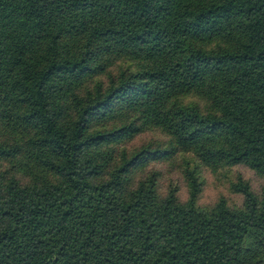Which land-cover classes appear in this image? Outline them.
<instances>
[{"label":"trees","instance_id":"trees-1","mask_svg":"<svg viewBox=\"0 0 264 264\" xmlns=\"http://www.w3.org/2000/svg\"><path fill=\"white\" fill-rule=\"evenodd\" d=\"M0 264H264V0H0Z\"/></svg>","mask_w":264,"mask_h":264},{"label":"rangeland","instance_id":"rangeland-1","mask_svg":"<svg viewBox=\"0 0 264 264\" xmlns=\"http://www.w3.org/2000/svg\"><path fill=\"white\" fill-rule=\"evenodd\" d=\"M155 135H157V132H153V131L145 132L144 134L140 135L137 139H135L132 142V145H136L137 143H141L142 141L145 140L158 138ZM151 167L154 168L158 167L161 168L163 171V177L159 182V186L161 190L164 189L165 185H168L169 183L172 182L174 184H180L181 187L180 180L178 181L179 179L178 173L175 172L174 169H171V167H169L167 163H162V164L157 163L152 165ZM236 170L241 171L246 178H249L251 180L254 190L257 191L259 189L261 182L257 177H255L252 171L248 170L243 166H238L232 169L233 172ZM221 172L224 173L223 171ZM221 172L212 173L210 171H207L204 174V185L202 188L200 198L198 200V204L200 206H209L213 204L219 195L226 196L231 203L240 202L241 200L240 196L233 194L229 191L228 178L224 176ZM230 175H232V173H230ZM180 197L183 199H185L186 197L185 190L183 188H180Z\"/></svg>","mask_w":264,"mask_h":264}]
</instances>
